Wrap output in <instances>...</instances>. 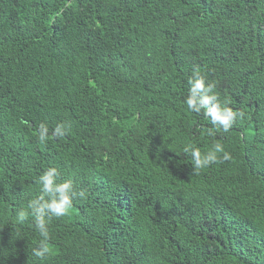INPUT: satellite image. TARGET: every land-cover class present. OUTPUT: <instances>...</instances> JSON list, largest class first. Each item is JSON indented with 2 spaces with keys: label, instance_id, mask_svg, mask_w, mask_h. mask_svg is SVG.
Segmentation results:
<instances>
[{
  "label": "trees",
  "instance_id": "1",
  "mask_svg": "<svg viewBox=\"0 0 264 264\" xmlns=\"http://www.w3.org/2000/svg\"><path fill=\"white\" fill-rule=\"evenodd\" d=\"M196 69L228 132L187 109ZM49 167L86 195L40 260L16 215ZM0 264H264V0H0Z\"/></svg>",
  "mask_w": 264,
  "mask_h": 264
},
{
  "label": "clouds",
  "instance_id": "2",
  "mask_svg": "<svg viewBox=\"0 0 264 264\" xmlns=\"http://www.w3.org/2000/svg\"><path fill=\"white\" fill-rule=\"evenodd\" d=\"M189 92L184 101L190 112L201 114L210 118L211 125L216 131L223 130L228 132L238 117L244 116L243 112H236L232 108L227 107V101L222 104L218 95L214 92L215 84L206 83V78L194 71V75L188 79ZM213 128H210L208 135H213ZM48 127L41 123L39 126L38 138L41 142H45L48 138ZM55 136L65 135V126L58 124L54 129ZM184 151L190 152L193 160V173L198 174L200 170L217 162V154L223 151L222 145L217 143L209 152L202 154L200 149L189 144ZM228 155H224V159H228ZM60 173L57 168L49 167L39 177L41 185L40 194L28 202L27 209H21L16 219L19 223H23L31 215L34 219L35 228L38 230L42 240L39 246L32 250V254L40 260H43L49 253L48 240V218L63 217L67 215L73 206V200L76 197L84 198L86 193L74 190L73 182L65 180L58 183Z\"/></svg>",
  "mask_w": 264,
  "mask_h": 264
}]
</instances>
